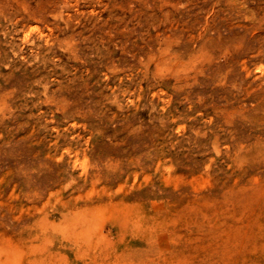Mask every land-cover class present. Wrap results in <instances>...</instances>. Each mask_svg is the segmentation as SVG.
<instances>
[{
    "label": "rangeland",
    "instance_id": "374dc122",
    "mask_svg": "<svg viewBox=\"0 0 264 264\" xmlns=\"http://www.w3.org/2000/svg\"><path fill=\"white\" fill-rule=\"evenodd\" d=\"M0 264H264V0H0Z\"/></svg>",
    "mask_w": 264,
    "mask_h": 264
}]
</instances>
